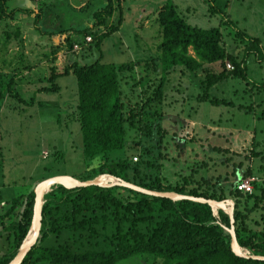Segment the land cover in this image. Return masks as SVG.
<instances>
[{
	"label": "rangeland",
	"instance_id": "374dc122",
	"mask_svg": "<svg viewBox=\"0 0 264 264\" xmlns=\"http://www.w3.org/2000/svg\"><path fill=\"white\" fill-rule=\"evenodd\" d=\"M107 2L9 0V9L18 12L13 18L0 20V76L16 88L24 102L7 93L0 105V194L6 202L52 177L83 182L93 174V166L83 154L76 76L58 78L57 92L44 89L52 86L53 69L61 71L71 61L83 64L99 57L95 49L89 51V44L71 50L65 38L75 37L73 30L90 27L94 12ZM167 2L176 5L193 26L220 27L227 51L243 58L246 44L219 13H212L209 0H123L122 25L103 43L102 60L119 65L158 55L161 37L157 11ZM214 2L238 29L259 38L264 47V0ZM117 18L118 14L111 23ZM225 64L233 69L230 63ZM154 70L146 63L136 68V76L142 81L137 84L134 78H127L129 85H122L124 102H139L144 83L156 75ZM223 70L220 62L204 64L196 73L176 67L166 83L163 118L142 131H130L125 150L117 156L140 164L142 174L160 175L168 184L184 183L188 176L192 185L205 180L226 192L241 181L257 182L264 188V91L246 80L228 78L209 91L220 104L203 100L200 79L207 72ZM247 71L251 81L264 82V61L252 55ZM252 193L259 195L261 191L253 188ZM118 194L128 196L123 190ZM218 207L229 212L227 203ZM249 226L254 232L264 231V208L249 214ZM118 264H154V260L150 255H135Z\"/></svg>",
	"mask_w": 264,
	"mask_h": 264
},
{
	"label": "trees",
	"instance_id": "16d2710c",
	"mask_svg": "<svg viewBox=\"0 0 264 264\" xmlns=\"http://www.w3.org/2000/svg\"><path fill=\"white\" fill-rule=\"evenodd\" d=\"M209 1L212 13H219L246 44L242 59L227 51L220 27L193 26L179 14L176 5L167 2L157 11L161 37L158 55L119 65L104 62L103 43L123 22V0H108L105 7L94 12L90 27L73 30L75 37L65 38L71 50L75 44L80 47L83 43L89 44V51L95 49L99 57L90 63L71 61L61 71L53 69L52 86L44 91H59L56 80L60 77L74 74L77 78V119L83 154L86 162L93 166L88 180L108 175L153 191L219 202L231 200L239 246L248 249L250 255L264 256V231L254 232L249 226V214L264 208V188L257 182H253V186L254 190L261 191L259 195L238 190V184L228 192L213 188L205 180L203 184L192 185L188 176L184 183L173 185L160 175L142 174L140 164L117 156L125 150L130 131H142L147 126L157 125L163 118L168 76L178 66L196 73L204 64L222 63L223 71L207 72L205 78L200 79L203 100L215 105L220 102L211 97L209 91L228 78L246 80L258 91H264V82L251 81L247 71V61L252 55L259 62L264 61L261 40L238 29L214 0ZM8 2L0 0V20L13 18L18 12V9L10 10ZM116 14L117 21L111 23ZM40 19L38 14L37 20ZM87 35L93 37L90 42L86 41ZM225 62L233 69H227ZM142 63H146V67L154 66L156 75L144 83L139 102L127 104L122 99V85H129L128 77L134 78L137 84L142 81L136 76V68ZM7 93L24 102L16 88L4 83L0 76V105ZM145 164L148 165V161ZM118 190L127 192V198L121 197ZM35 197V189L19 194L0 214V264H9L16 257L31 232ZM252 199L253 205L249 208ZM230 227V216L221 209L215 215L207 203L189 199L175 201L117 185L74 188L54 185L44 195L38 240L21 264H118L135 255H150L154 264H264V260L235 253Z\"/></svg>",
	"mask_w": 264,
	"mask_h": 264
},
{
	"label": "water",
	"instance_id": "95a60500",
	"mask_svg": "<svg viewBox=\"0 0 264 264\" xmlns=\"http://www.w3.org/2000/svg\"><path fill=\"white\" fill-rule=\"evenodd\" d=\"M112 177V176H110ZM100 176L96 177L93 180H88V181H78L76 179H71L69 177L65 176H56L49 178L47 180L42 181L37 188L35 189L36 197H35V205H34V217L32 221V226H31V232L23 242L22 246L19 249V252L17 253L16 257L9 263V264H21L25 256L28 254L30 249L34 246V244L37 242L38 237L40 235L41 227H42V206L44 204V195L52 190V186L54 185H62L67 188H74V187H81V186H89V185H98V186H104V187H111V186H124L131 188L137 192L146 194V195H151V196H156V197H164V198H169L172 200H181V199H189L195 202H200V203H207L210 206H212L215 215H217V212H215V207L216 206H221L224 204L229 205V212L227 213L230 218H231V227L229 229L231 238H232V248L235 251L236 254L242 257L246 258H253L256 260H264V256H255V255H250V252L247 251V253L240 251L242 247L239 246L237 236H236V231H235V226H234V216H233V209H234V204L231 200H226V201H216L212 199H205L203 197H195V196H187V195H180L175 192H159V191H153L149 190L143 187H140L138 185L129 183V182H124L120 181L119 179L112 177L114 179L113 182L111 183H101L100 182Z\"/></svg>",
	"mask_w": 264,
	"mask_h": 264
},
{
	"label": "built area",
	"instance_id": "2783aa9c",
	"mask_svg": "<svg viewBox=\"0 0 264 264\" xmlns=\"http://www.w3.org/2000/svg\"><path fill=\"white\" fill-rule=\"evenodd\" d=\"M87 42H90L91 41V37H87ZM81 47L78 45V44H75L74 45V51L76 50H79ZM238 190L244 192V193H249L251 194L253 192V183L249 182V181H241L238 183V186H237Z\"/></svg>",
	"mask_w": 264,
	"mask_h": 264
},
{
	"label": "bare ground",
	"instance_id": "6f19581e",
	"mask_svg": "<svg viewBox=\"0 0 264 264\" xmlns=\"http://www.w3.org/2000/svg\"><path fill=\"white\" fill-rule=\"evenodd\" d=\"M99 179H100V182H101V183H104V184H106V183H111V182L114 181V179H113L112 177L108 176V175L100 176ZM214 209H215V212L218 213V210H219L220 208H219L218 206H216ZM225 210H226V209H225ZM240 251L247 253L246 248H242V249H240Z\"/></svg>",
	"mask_w": 264,
	"mask_h": 264
},
{
	"label": "crops",
	"instance_id": "0c3cea01",
	"mask_svg": "<svg viewBox=\"0 0 264 264\" xmlns=\"http://www.w3.org/2000/svg\"><path fill=\"white\" fill-rule=\"evenodd\" d=\"M1 194H0V214H2L3 212H5L7 210V208L9 207V202L10 201H5L4 199L1 198Z\"/></svg>",
	"mask_w": 264,
	"mask_h": 264
}]
</instances>
